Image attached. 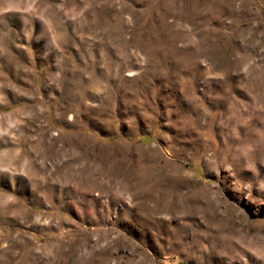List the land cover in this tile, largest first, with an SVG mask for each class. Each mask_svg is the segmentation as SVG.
I'll use <instances>...</instances> for the list:
<instances>
[{
	"label": "rangeland",
	"instance_id": "374dc122",
	"mask_svg": "<svg viewBox=\"0 0 264 264\" xmlns=\"http://www.w3.org/2000/svg\"><path fill=\"white\" fill-rule=\"evenodd\" d=\"M0 264H264V0H0Z\"/></svg>",
	"mask_w": 264,
	"mask_h": 264
}]
</instances>
